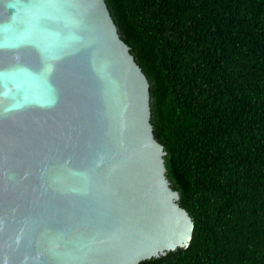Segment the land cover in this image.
<instances>
[{
    "label": "water",
    "instance_id": "95a60500",
    "mask_svg": "<svg viewBox=\"0 0 264 264\" xmlns=\"http://www.w3.org/2000/svg\"><path fill=\"white\" fill-rule=\"evenodd\" d=\"M149 82L104 0H0V264H139L189 246Z\"/></svg>",
    "mask_w": 264,
    "mask_h": 264
},
{
    "label": "trees",
    "instance_id": "16d2710c",
    "mask_svg": "<svg viewBox=\"0 0 264 264\" xmlns=\"http://www.w3.org/2000/svg\"><path fill=\"white\" fill-rule=\"evenodd\" d=\"M149 82L187 248L139 264H264V0H104Z\"/></svg>",
    "mask_w": 264,
    "mask_h": 264
}]
</instances>
